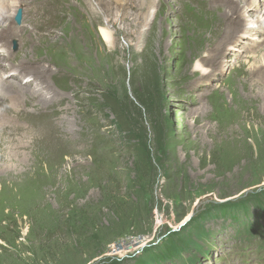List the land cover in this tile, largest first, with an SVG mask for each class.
<instances>
[{
  "label": "rangeland",
  "instance_id": "374dc122",
  "mask_svg": "<svg viewBox=\"0 0 264 264\" xmlns=\"http://www.w3.org/2000/svg\"><path fill=\"white\" fill-rule=\"evenodd\" d=\"M57 1L22 2L23 32L8 40L9 47L14 39V50L17 42L27 48L11 59L14 64H45L55 80L42 78L62 99L43 109L23 102L25 114L44 115L32 122L51 125L33 138L36 143L29 139L27 149H18V158L6 153L18 136L0 147V264H140L161 253L148 264H264V208L232 204L264 190V95L257 93L264 84L249 71L264 59V41L230 58L228 51L219 54L223 69L215 67L205 80L193 67L216 45L203 39V52H194L193 43L185 50L189 31L182 11L192 10L191 3L151 0L152 14L142 26L146 0L109 8L98 0H65L73 7L55 8ZM84 1L100 11L93 9L90 18ZM159 1L171 6L161 9ZM45 2L53 6L50 23L31 12ZM75 10L82 15L78 22ZM250 15L234 25L237 34ZM220 25L224 30L228 22ZM100 28L110 33V46ZM254 36L240 41L254 42ZM4 107L11 119H3L16 124V111ZM22 156L34 165L26 169ZM224 204L231 208L226 217L220 214ZM203 211L205 234L190 233L187 247L168 258L163 243L171 235L184 237L186 223L178 227L183 218Z\"/></svg>",
  "mask_w": 264,
  "mask_h": 264
},
{
  "label": "bare ground",
  "instance_id": "6f19581e",
  "mask_svg": "<svg viewBox=\"0 0 264 264\" xmlns=\"http://www.w3.org/2000/svg\"><path fill=\"white\" fill-rule=\"evenodd\" d=\"M35 1V0H34ZM47 1V0H46ZM53 1V0H52ZM65 0H60L59 2H61V4H59V7L54 6L55 8H60L62 6V4H64L65 6L69 5L72 6L73 5L69 2L67 3L65 1V3L63 2ZM93 1V0H92ZM126 1L129 0H124V2L121 4V6L123 4L127 5ZM186 3L188 4L191 3L192 10H190L188 13H183L182 11V15L184 16V21L182 22V25L184 27H186V30L189 31L188 33V38L186 39L187 41V45H186V51H191V48H193L192 46H189V43H193L191 45L194 46V52H198L199 50L203 52V45L201 46V41L203 39L206 40V42L209 44H215L216 46H214V48H211L209 50V53H206L205 55H203V60H197L196 63L194 64L193 70L197 71L201 74V78L202 79H207L209 78L210 74L212 72H215V67L220 70L223 69V65L220 62H217V57L220 54V57H226L225 53H228V57L229 55L232 53H236L239 52L240 53H245L247 52V50L249 49H254L255 47H258V44L261 42H263L264 40L262 39V35L264 33V0H185ZM22 2H24V4L26 3V0H22ZM58 2V1H57ZM58 2V3H59ZM85 2V1H84ZM98 2L104 3V5H106V8H109V4L108 3H119L121 2V0H98ZM160 2V1H159ZM18 3L20 4V2H18V0H15L13 6L11 5V8H7L8 10L2 15L3 19L5 20V22L3 21L2 24H0V109H2V111L0 112V147H6V145H4L7 140L9 139V137L14 138L15 136H18L17 142L15 144L14 150H13V144H12V149H9L8 147L6 148V153L10 154L9 157H11L13 159V157L18 158V152H20V150L18 151V149L21 148H28L29 147V139L32 141V143H36V140L33 139L36 135L41 134V132H43L44 130H46L51 123L46 124V122L40 123V124H34L32 123V120L38 116H41L43 114H41L42 112L40 111H26V113L28 112H32L30 114H25L24 112V108H20V105L23 104V102H25L26 104H36V107H39L41 109H43L44 107H47L49 103H54L56 101L57 104L59 103V101H61V95L59 93H57L52 86L50 85V83L46 80H44L42 77H46L47 75H51L50 77L52 78L55 75H52L54 73H49V69L48 68H44L46 67V65L41 64V63H31L28 61H18L17 64H14V61H12L11 59H13L14 55H19L20 52L23 50L24 52L27 51L26 45L25 44H20L17 42V46L16 48H18V50L16 51V53H12L11 51H9L8 49V40L10 37L13 38H17L21 37L18 36V33H21L23 31H21V27L22 25H18L17 27H12L11 23L13 22V18L15 17L16 13H17V5ZM86 4H88L87 2H85ZM182 3V2H181ZM34 4V3H33ZM144 4V3H143ZM178 4V3H177ZM180 4V3H179ZM38 5V4H37ZM52 5V4H51ZM48 5V3H41L39 6H36L35 9H32L31 12L32 14L36 17V18H40V21L44 20L46 22H49L50 18L49 17L51 15V11L53 10V6ZM89 5V4H88ZM124 5V6H125ZM162 5V3L160 2V6ZM164 7L165 9H167V6H171V4L167 5L166 2H164ZM162 5V6H163ZM94 6H96V8H92L91 5L87 6V16H89L90 18L92 16H95V12L93 9L95 10H99V4L94 3ZM161 6V9L163 8ZM75 7V6H74ZM220 7H225L226 11L225 12H221ZM54 8V9H55ZM121 8V7H120ZM152 2L151 0H146V3L144 5V10L145 13L147 12V14L142 18V26H145V24L147 23L148 19L150 18V15L152 14ZM56 10V9H55ZM122 10V9H121ZM66 11V10H65ZM83 11V10H82ZM59 12V11H58ZM180 12V11H179ZM65 14V13H64ZM72 16L77 15L76 18L77 22L80 21V17L82 16L77 10L71 12ZM252 15V18L250 20H246L247 21V26L246 29L243 31H240L239 34H237V27H234V25H241V21L243 20L242 17H248V15ZM59 15V14H58ZM250 15V16H251ZM58 17V16H57ZM63 17V16H62ZM180 17V16H179ZM27 18V17H26ZM23 19H25L23 17ZM179 19V18H178ZM220 19V20H219ZM246 19V18H245ZM52 20V19H51ZM58 20V19H57ZM223 20H225L226 22H228V26L225 27V29L223 30L222 27H220L221 23L223 22ZM53 21V20H52ZM64 21V20H63ZM68 21V20H67ZM34 21H31V23H33ZM106 25L105 27H109L110 26V21L105 20ZM15 23V22H14ZM30 23V24H31ZM50 23V22H49ZM225 23V22H224ZM55 24V23H54ZM227 24V23H226ZM50 25V24H49ZM52 26V25H51ZM67 27V26H66ZM73 27H77L74 26ZM245 27V26H244ZM253 28V29H252ZM17 29V30H16ZM184 30V29H183ZM241 30V29H239ZM75 31V30H74ZM73 31V32H74ZM16 32V33H13ZM18 32V33H17ZM25 33V32H24ZM224 33V35L222 36L221 40L219 38L220 41L217 42V39L219 37L220 34ZM256 33V37L254 42H250L247 44V42L245 43V41H243V43L240 40H243L247 37L248 34H254ZM99 34L101 36V39L104 41L105 44H107L108 46H110L112 44V39H111V35L110 33L105 29V28H100L99 29ZM208 34V36L206 35ZM71 35V34H70ZM253 36V35H252ZM7 37V38H6ZM33 37V36H32ZM75 37V36H74ZM207 37V38H206ZM6 38V39H5ZM34 41V38H31ZM71 39H75V38H70L69 42H72ZM250 39V38H249ZM248 39V40H249ZM13 40L10 41V43H12ZM24 41V40H23ZM230 41L227 43V45L229 46L228 48H226V50L223 51V47H224V43ZM35 42V41H34ZM45 42V41H44ZM78 42V41H77ZM9 43V46H10ZM27 43V42H25ZM40 42H38L39 44ZM74 43V42H73ZM243 44L242 47H240V44ZM71 44V43H70ZM246 44V45H244ZM62 45V44H61ZM23 46V47H22ZM57 46V45H56ZM73 46V45H72ZM185 46V45H184ZM245 46V47H244ZM22 47V48H21ZM31 47V46H30ZM44 47V46H43ZM70 47V46H69ZM75 47V46H74ZM64 48V47H63ZM72 48V47H70ZM207 48V47H206ZM41 49V48H40ZM53 50V49H52ZM35 51V50H34ZM79 52V51H78ZM31 53V52H30ZM77 53V52H76ZM87 53V51H86ZM222 53V55H221ZM48 54V53H47ZM190 54V53H189ZM56 55V54H55ZM54 55V57H55ZM89 55V54H88ZM45 56V55H44ZM81 56V55H80ZM196 56V55H195ZM35 57V56H34ZM70 57V56H69ZM189 57V56H188ZM22 58V57H21ZM30 58V57H29ZM64 58V57H63ZM79 58V57H78ZM230 58V57H229ZM65 59V58H64ZM81 59V58H80ZM250 59V58H249ZM24 60V59H23ZM32 60V59H31ZM39 60V59H38ZM187 60V58H186ZM185 60V61H186ZM194 60V59H193ZM227 60V59H226ZM53 61V60H52ZM220 61V60H218ZM229 61V60H228ZM4 62V64H3ZM33 62V61H32ZM35 62V61H34ZM56 62V61H55ZM86 62V61H85ZM47 63V62H46ZM80 63V62H79ZM89 63V61H88ZM93 63V62H92ZM1 64L3 65L1 67ZM56 64V63H55ZM61 64V63H60ZM188 64V63H187ZM81 65V64H80ZM97 65V64H96ZM239 65V64H238ZM44 66V67H43ZM68 66V65H67ZM193 66V65H192ZM207 66H212L214 67L213 70H209L207 68ZM57 67V66H56ZM61 67V66H60ZM81 67V66H80ZM241 67V66H240ZM240 67H238V70L240 69ZM76 68V67H75ZM231 68V66H230ZM51 69V68H50ZM61 69V68H60ZM242 69V68H241ZM52 70V69H51ZM56 71V70H55ZM64 71V70H63ZM62 71V72H63ZM72 71V70H71ZM82 71V70H81ZM250 73L253 74L254 72H258L259 73V77H258V82L261 81L262 84H264V59H261L260 61H257L256 64H254V66H252V68L249 69ZM51 72V71H50ZM61 72V71H60ZM74 72V70H73ZM66 73V72H65ZM69 73V72H68ZM40 74V75H39ZM74 74V73H73ZM89 74V73H88ZM249 74V73H248ZM250 74V75H251ZM65 75V74H64ZM76 75V74H75ZM249 75V76H250ZM84 76V75H83ZM252 76V75H251ZM26 77L29 78V80H24ZM62 77V76H61ZM60 77V78H61ZM64 77V76H63ZM256 78V77H255ZM49 79V78H48ZM57 79V78H56ZM197 79V78H196ZM50 80V79H49ZM53 80L54 77H53ZM59 80V79H57ZM78 80V78H77ZM82 80V79H80ZM204 80V81H205ZM38 81V82H37ZM85 81V80H84ZM255 81V80H254ZM77 82V81H76ZM79 82V81H78ZM256 83V82H255ZM89 84V82H88ZM235 84V83H234ZM59 85V84H58ZM255 84H253L254 87ZM257 85V83H256ZM261 85V84H259ZM66 86V85H65ZM252 87V88H253ZM229 88V87H228ZM235 88V86H234ZM69 89V87H68ZM66 90V89H65ZM79 90V89H78ZM81 90V89H80ZM231 90V88H230ZM245 90V89H244ZM243 90V91H244ZM252 90V89H250ZM258 90V89H257ZM64 91V90H63ZM71 91V90H70ZM83 91V89H82ZM234 91V90H233ZM81 92V91H79ZM257 93H260L259 95H264L262 93H264V86L262 87V89H259V91H257ZM65 94H63L64 96ZM72 95V94H71ZM80 97V96H79ZM78 97V98H79ZM83 97V96H82ZM70 98V97H69ZM75 98V97H74ZM77 98V97H76ZM65 99V98H64ZM79 101V99H77ZM82 100V99H81ZM63 101V100H62ZM80 102V101H79ZM24 103V104H25ZM48 103V104H47ZM62 103V102H61ZM4 104H9V106L13 109V111L16 113L14 114L17 115L15 122L16 124H10L8 125V123L4 120V119H11L10 116L8 115L9 111L8 109H6L4 107ZM25 104V105H26ZM68 104V103H67ZM51 105V104H50ZM78 105V104H77ZM30 106V105H29ZM54 106V105H53ZM62 106V105H61ZM75 106V105H74ZM79 106V105H78ZM23 107V106H21ZM26 107V106H25ZM69 108V107H68ZM34 109V108H33ZM48 109V108H47ZM81 109V108H80ZM39 110V109H38ZM53 110V109H52ZM73 110V109H72ZM72 112V111H71ZM79 112V111H78ZM50 113V112H48ZM41 114V115H39ZM44 116V115H43ZM46 116V114H45ZM48 116V114H47ZM55 116V115H54ZM65 116V115H64ZM4 118V119H3ZM58 118V117H57ZM62 118V117H61ZM40 120H42V118H39ZM48 119V118H47ZM59 119V118H58ZM37 120V119H36ZM39 120V121H40ZM19 123H18V122ZM52 121V120H51ZM60 122V121H59ZM61 122L63 123L64 120L61 119ZM72 122V120H71ZM36 123V122H35ZM66 124H69L68 122L65 121ZM55 124V123H54ZM56 125V124H55ZM59 125V124H58ZM57 125V126H58ZM70 125V124H69ZM53 126V125H52ZM63 126V125H62ZM71 126V125H70ZM65 127V126H63ZM52 128V127H51ZM57 128V127H56ZM71 128V127H70ZM7 129V130H6ZM50 129V128H49ZM54 129V128H53ZM58 130V129H57ZM48 132V131H47ZM52 132V131H51ZM67 132V131H66ZM46 133V132H44ZM62 133V132H61ZM69 134V132H67ZM42 135V134H41ZM44 135V134H43ZM62 136V135H61ZM73 136V135H72ZM48 135L42 137L44 140L45 138H47ZM74 137V136H73ZM36 138V137H35ZM49 138V137H48ZM52 137H50L51 139ZM41 139V136H40ZM63 139V138H62ZM69 139V137H68ZM71 139V138H70ZM73 139V138H72ZM38 140V139H37ZM43 140V141H44ZM58 140V139H57ZM60 140V138H59ZM58 140V141H59ZM13 141V140H12ZM54 141V140H51ZM57 141V142H58ZM72 141V140H71ZM42 139L39 140L37 143H41ZM53 143V142H51ZM77 143V142H76ZM81 143V142H80ZM50 144V143H49ZM57 144V143H56ZM8 145V144H7ZM48 145V144H47ZM73 145V144H72ZM43 146V145H41ZM45 146V143H44ZM53 146V144L51 145ZM61 147V145H59ZM82 146V145H81ZM80 146V147H81ZM36 147V146H35ZM48 147V146H47ZM66 146H64L65 148ZM69 147V146H68ZM40 148V147H39ZM44 148V147H43ZM41 148V149H43ZM50 148V146H49ZM75 147H73L74 150ZM36 149V148H35ZM62 149V148H61ZM2 150V149H1ZM12 150V153L10 151ZM46 150V149H45ZM63 150V149H62ZM70 150V149H69ZM8 151V152H7ZM48 151V150H47ZM52 151V149H51ZM68 151V150H67ZM5 152V151H4ZM54 152V151H53ZM64 152V151H63ZM73 152V151H72ZM58 153V152H57ZM76 153V152H75ZM82 153V152H81ZM26 154V153H25ZM36 154V152H35ZM5 155V154H4ZM24 155V154H23ZM67 155V154H66ZM25 156V155H24ZM40 156V155H39ZM54 156V155H53ZM68 156V155H67ZM23 157V156H22ZM49 160L51 159L50 156L48 155ZM52 157V156H51ZM3 158V157H2ZM55 158V157H54ZM24 159V157H23ZM38 159V158H37ZM43 159V157H42ZM48 159V158H47ZM21 160V159H20ZM40 160V159H39ZM25 163H26V169L32 167L34 164L32 162V160H28V158L24 159ZM21 162V161H20ZM45 162V161H44ZM48 163V162H47ZM36 164V163H35ZM17 165V164H15ZM8 166V165H7ZM2 167V166H1ZM24 167V168H25ZM47 167V166H46ZM60 167V166H59ZM9 168V167H8ZM7 168V169H8ZM11 168V167H10ZM53 168V167H52ZM58 168V167H56ZM72 168V167H71ZM74 168V167H73ZM2 169V168H1ZM22 170V168H20ZM54 169V168H53ZM51 170V169H50ZM56 170V169H55ZM54 171V170H53ZM71 172V169H70ZM55 173V172H54ZM72 173V172H71ZM75 173V172H74ZM2 174V173H1ZM10 174V173H9ZM6 175V174H5ZM51 175V174H50ZM4 177V176H3ZM9 178V176H8ZM5 179V178H4ZM12 180V179H11ZM1 182V180H0ZM5 182V180H4ZM3 183V181H2ZM190 218V213L187 214L183 220L181 221V223L178 225V227L184 225L185 223H187L188 219Z\"/></svg>",
  "mask_w": 264,
  "mask_h": 264
},
{
  "label": "trees",
  "instance_id": "16d2710c",
  "mask_svg": "<svg viewBox=\"0 0 264 264\" xmlns=\"http://www.w3.org/2000/svg\"><path fill=\"white\" fill-rule=\"evenodd\" d=\"M264 203V190H261L259 192H255L253 194L247 195L245 198H242L241 200L232 203V204H238V205H243V206H256V207H261V209L264 208L263 206ZM231 204V205H232ZM223 206L220 214L221 216H228L231 212V208L228 206V204L221 205ZM217 206V207H221ZM228 206V207H227ZM241 209V208H240ZM205 211L201 212L198 216H193L189 219V221L184 225L183 229V234L184 237L186 236V239L182 236V234H176V235H171L168 237V239L163 243V245H167L168 249L170 252L167 254L169 255L168 258H174L179 255V253L187 247V243L189 242L188 235L191 233L190 236H197L199 239L202 238V236L205 234L204 233V227H203V220H205L208 215L204 216ZM210 215V214H209ZM179 243V245L177 244ZM176 244V246H174ZM162 245V246H163ZM178 246V247H177ZM180 246H182L180 248ZM200 249V248H199ZM163 255L162 253L160 255L157 254H149V256H145V259L142 260L140 264H148L149 263H154L156 260L162 259Z\"/></svg>",
  "mask_w": 264,
  "mask_h": 264
},
{
  "label": "water",
  "instance_id": "95a60500",
  "mask_svg": "<svg viewBox=\"0 0 264 264\" xmlns=\"http://www.w3.org/2000/svg\"><path fill=\"white\" fill-rule=\"evenodd\" d=\"M19 20H20V15H17L16 21L19 22Z\"/></svg>",
  "mask_w": 264,
  "mask_h": 264
}]
</instances>
